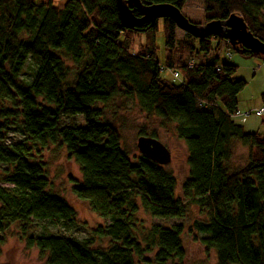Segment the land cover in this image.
Returning <instances> with one entry per match:
<instances>
[{"label":"trees","instance_id":"1","mask_svg":"<svg viewBox=\"0 0 264 264\" xmlns=\"http://www.w3.org/2000/svg\"><path fill=\"white\" fill-rule=\"evenodd\" d=\"M188 1L139 0L181 13ZM200 1L204 24L234 14L264 44V0ZM158 22L162 63L153 47L129 49L135 35L153 40ZM176 31L167 19L127 30L115 0H65L60 6L54 0H0V183L6 185L0 186V234L19 225L26 247L35 248L45 264H184L182 226L146 228L136 215L141 209L169 221L183 219L194 207L204 220L192 221L189 232L203 236L199 242L215 252L216 264H264V122L262 133H246L235 122L246 82L235 78L231 53L221 58L220 51L264 57L220 37L178 39ZM58 52L82 63L71 82ZM28 61L35 71L24 85L19 77ZM161 68L180 80L163 78ZM116 98L136 100L147 117L174 125L187 152L188 176L179 198L171 174L140 154L131 161L117 127L100 121L95 106ZM75 116L83 127L59 125L61 117ZM16 131L23 140L7 143ZM233 143L247 150L246 164L237 171L229 168ZM48 145L64 147L78 165L81 180H72L71 192L104 221L88 239L26 237L32 220L75 219L72 207L49 192L43 165L35 161V150Z\"/></svg>","mask_w":264,"mask_h":264},{"label":"rangeland","instance_id":"2","mask_svg":"<svg viewBox=\"0 0 264 264\" xmlns=\"http://www.w3.org/2000/svg\"><path fill=\"white\" fill-rule=\"evenodd\" d=\"M65 0H54V4L60 6ZM188 21L197 25H204L203 21V3L200 0H189L182 11ZM264 15V10L262 11ZM153 40L146 35L133 36V42L129 49L137 53L141 47H153L155 58L158 63H162L165 57L164 40L161 32V24L158 22V30L153 33ZM178 39H182L184 33L177 30ZM226 47H222L220 57L224 58L229 53ZM57 55L64 61L69 68L71 82L76 69L82 63H72L63 54ZM236 60L241 64L237 67L236 79H242L246 82L245 88L238 95L237 110L240 116H235V122L243 126L246 133L263 132L262 121L256 118L252 112L261 106L262 95L264 94V63L258 59H244L237 55ZM234 62V61H233ZM252 62L258 67L253 66ZM35 67L31 61H28L19 77L21 84H27L33 76ZM163 78L172 81L170 75L165 73ZM175 81V80H173ZM95 109L100 111V121L102 123L114 124L119 132L122 149L128 155V158L134 162L139 152L136 148L139 134L143 132L146 137L153 135L161 145H163L170 154V162L164 166V170L171 174L176 181L175 196L180 197V187L188 176L186 165L187 152L186 147L180 141L175 133L174 125L162 126L160 120L156 117H147L139 111L136 100H125L116 98L106 104H98ZM252 111V112H250ZM250 116H243L246 113ZM76 124L79 127L84 126L81 116L61 117L59 125L70 126ZM23 140L19 132H12L7 137V143H17ZM35 161L43 165L44 175L49 183V192L63 198L75 211L73 222H52V221H30L27 227L26 237L37 235H55L64 238L88 239L91 232L98 226H103L104 221L89 212L86 205L79 202L72 194V180L80 181L81 174L78 165L67 157V153L62 146L48 145L34 152ZM247 150L238 143H233L232 154L229 161V168L237 171L246 164ZM4 167L0 166V170ZM0 186L6 185L0 183ZM136 218L148 228L153 225L171 227L181 225L183 233L181 235L182 246L185 251L184 264H216L215 252L206 249L200 242L201 235L189 232L191 223L194 220L203 221L194 207H190L187 216L183 219H173L169 221L150 218L141 209H139ZM3 245L0 247V264H45V260L39 256L35 248L28 249L25 245V238L20 232L19 225H11L3 234Z\"/></svg>","mask_w":264,"mask_h":264},{"label":"water","instance_id":"3","mask_svg":"<svg viewBox=\"0 0 264 264\" xmlns=\"http://www.w3.org/2000/svg\"><path fill=\"white\" fill-rule=\"evenodd\" d=\"M115 3L119 21L127 30L138 31L143 26L167 19L177 30L195 39L220 37L232 48L239 47L242 52L264 57V44L248 31L242 18L237 15L232 14L225 21L197 25L188 21L177 8L169 4L142 5L139 0H115ZM136 148L140 155L159 166L164 167L170 162L169 152L155 139L139 137Z\"/></svg>","mask_w":264,"mask_h":264},{"label":"built area","instance_id":"4","mask_svg":"<svg viewBox=\"0 0 264 264\" xmlns=\"http://www.w3.org/2000/svg\"><path fill=\"white\" fill-rule=\"evenodd\" d=\"M230 57H231V55H228V58H230ZM161 73H165L166 76L170 75V76L172 77V79H174V80H176V81L180 80L179 75H178L177 73H175V72H170V71H168V70H165V69L161 68ZM252 114H253L256 118H258V119H260L262 122H264V104H263L260 108L254 110V111L252 112ZM249 115H251V114H250V113H246V114L243 115V116H249ZM235 116H240V114H236Z\"/></svg>","mask_w":264,"mask_h":264},{"label":"crops","instance_id":"5","mask_svg":"<svg viewBox=\"0 0 264 264\" xmlns=\"http://www.w3.org/2000/svg\"><path fill=\"white\" fill-rule=\"evenodd\" d=\"M229 53H231V54H229ZM229 53H227L226 56H225L224 58H226L228 54L231 55V57L228 58L229 63L232 64V65H234V66H236V67H238V66L241 64V62H240L239 60H236V59H235L236 56H237V54H236L235 52H229ZM244 59H245V58H244ZM233 61H234V62H233ZM259 61H262V62L264 63V60H259ZM252 65L258 67V64L255 65L253 62H252ZM263 104H264V94L262 95L261 102L259 103V106H261V105H263ZM250 112H252V111H250ZM248 113H249V112H248ZM237 114H240V112H239L238 110H237ZM249 116H250V115H249ZM261 123H262V122H261ZM243 130H244V128H243Z\"/></svg>","mask_w":264,"mask_h":264}]
</instances>
